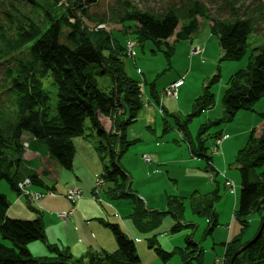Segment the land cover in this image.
I'll list each match as a JSON object with an SVG mask.
<instances>
[{
	"label": "trees",
	"instance_id": "1",
	"mask_svg": "<svg viewBox=\"0 0 264 264\" xmlns=\"http://www.w3.org/2000/svg\"><path fill=\"white\" fill-rule=\"evenodd\" d=\"M9 1L0 0V62L22 51L26 52V58L14 60V66L7 69L1 85L10 109L0 106V182H7L10 191L18 197L23 195L18 185L29 178L34 186L47 189L43 177L48 172L32 170L23 160V134L37 139L47 151L49 160H56L64 170H72L76 153L74 139L85 136L88 122L89 130L98 137L96 150L106 152L108 156L97 182L107 185L105 193L109 200L135 199L137 195L132 192L131 178L121 159L129 146L137 141L128 140L125 131L136 121L144 100L139 81L125 71L124 48L108 29L107 20L88 14L86 3L89 0H24L30 4L27 16L20 14L21 5L14 6L15 0L5 8ZM239 1L225 0L228 15L224 18L213 16L208 6L197 0L188 1L180 9L169 6L160 11L141 9L128 0H118L112 14L118 24H135L137 41L151 39L158 45L165 44L167 58L174 51L170 42L190 40L206 21L217 37L219 62L238 61L246 53L247 39L256 32L257 22L264 20V5L244 7ZM62 37L63 42L60 41ZM252 50L254 54L247 67L234 73L226 82L222 105L228 121H232L239 111H255L257 103L264 99V43ZM96 70L110 76L112 87L108 91L98 88L94 77ZM218 76L217 72L203 87L194 103L196 109L183 120L177 118L191 156L203 160L204 169L211 173L215 170L213 152L208 153L204 142L207 128L204 124L200 126L195 141L187 131V123L192 115L214 104L210 85L218 80ZM52 85L56 88L54 105L48 91ZM121 112L125 120L120 118ZM258 113L264 120V111ZM102 117L111 121L109 130L103 126ZM235 165L240 183L233 215L241 230L230 242L222 244L224 253L218 259L222 258L224 264H230L235 252L254 238L264 220V127L259 133L255 128L249 132L246 143L237 152ZM227 180L225 186L229 187ZM192 196L195 213L199 211L196 208L202 199ZM213 196L216 201L219 199L217 191ZM9 199L8 194L0 192V234L1 240L7 241L0 242V264H142L136 238L129 236L117 223L101 220L115 240L113 251H87L76 258L67 248L45 244V228L40 217L36 216L34 220L8 217ZM181 205L178 198H170L166 211H172L173 217L182 221ZM29 209L38 212L32 207ZM212 209L214 223L211 225L207 219L206 234L217 226L213 205ZM147 212L148 215L139 207L131 216L140 232H148L151 228L150 221L142 219L151 218L157 223L162 215L160 211ZM253 215H259V221L250 239L244 240ZM180 228L181 224L175 223L169 232H178ZM148 241L149 248H153L163 262L177 253L183 264H195L203 253L191 235L184 238L182 248L170 251L155 247L153 236ZM36 243L45 244L50 254L37 256L30 252ZM234 264H264V231L236 256Z\"/></svg>",
	"mask_w": 264,
	"mask_h": 264
},
{
	"label": "rangeland",
	"instance_id": "2",
	"mask_svg": "<svg viewBox=\"0 0 264 264\" xmlns=\"http://www.w3.org/2000/svg\"><path fill=\"white\" fill-rule=\"evenodd\" d=\"M117 1L118 0H89L86 3L87 12L90 16L105 18L107 20L106 24L108 29L113 31V37L124 48V55L122 58L127 74L139 81L140 88L144 83V79H146L147 82H145L144 87L146 86L147 89L151 91V85L155 83L156 88L159 91V100L153 99L151 96L152 99H149V104L147 102V97H145L146 95L142 97L144 100V106L139 110L136 121L130 124L125 131V136L128 140L137 139L135 143L129 146L122 156V163H129L130 167L133 168V172L132 170H129L131 174L129 182L132 192L136 194L137 197L135 199L109 200L105 193L107 185L97 182L100 173L104 170V165L108 162V156L106 152H98L96 150L99 145L98 137L89 130L88 122L86 123L85 136L74 139L76 143V153L73 160L72 170H64L56 160H49L47 151L41 145L40 150H37L33 157L30 159L28 158V160L23 157V160L28 167L37 169L39 173H41L42 170L48 172V175L43 177V180L47 182V185L56 187L55 196L46 194L41 199L36 200L37 198L32 197L30 189H27L29 192L28 199L24 196L18 197L15 194H12L9 185L5 181L0 182V192L12 195L9 199L10 207L7 211L10 218H22L25 220H31L38 216L29 209V207H32L40 211V215L43 213L46 214V210H44L46 208L47 211L54 212L58 215L63 222V220L68 218V216L58 214L59 212H65L64 210L59 209L60 207H63V203L68 202L70 207H72L73 205L70 200L77 201L78 204L80 203V200H83L85 197L98 207L95 210H91L92 213H96V217L105 215L102 219L119 224L121 228L127 231L129 236H135L141 240V244H143L145 248L140 254L142 255V264H183L177 253L168 261H161V259L156 256L154 249L149 248L148 239L152 238L157 231L163 232L165 227L168 226V220L173 222L174 219V224H188L191 222L190 219H192L193 223L197 224L198 222L201 227L198 232V235H200L205 229L207 219L212 222L211 225L214 223L212 205L214 211H217L219 214V226L216 229H220L223 223L225 224L226 218L234 216V198L235 196L238 197L240 183V174L235 165V158L238 150L246 143L249 132L253 128L257 129V133L260 131L258 127L263 119L258 112L264 111V99L257 103L255 111H239L232 121H228L222 105V95L228 78L237 71L245 69L249 63L250 56L254 54L252 49L261 46L264 43V20L257 22L256 32L250 34L247 39L248 44L246 47V53L238 61L221 60L219 62V49H217V58L215 60L209 58L211 60H208V56H206L204 52L206 46L211 49L212 45L215 46V44L218 45V43L217 37L211 32L210 24L206 21L201 23L200 29L195 33L196 38L194 44L198 43L195 44L196 46L194 44L187 45L189 44L188 42L173 41V50L176 53L173 51L170 57L167 58L165 54V44L158 45L151 39L137 41L134 32L136 28L134 23H127L126 25L116 23L117 19L112 13L113 10L116 9ZM128 1L141 9L148 8L160 11L169 6H174L179 9L183 8V6L190 0ZM197 1L206 4L210 13L217 18H224L228 15V10L225 7V0ZM13 2V0L6 2L5 8H9L10 4ZM240 3L243 4L244 7L256 4L264 5V0H240L239 4ZM14 4V6L17 7H20L19 5H21L20 14L27 16L29 13L28 6L30 4H27L24 0H15ZM22 7H24V10ZM0 19L2 20L1 13ZM64 35L65 31L63 33V36ZM132 40L136 41L134 46L135 54L128 50L131 44L127 43L132 42ZM60 41L63 42V37ZM130 49H133V47L131 46ZM181 53L187 54L185 56V54ZM24 58H26V52L22 51L20 53H15L0 62V106H9L5 101L6 96L1 87L7 69L14 66V60H23ZM201 63L206 65L203 66ZM217 72L219 74L218 80L210 85V91L214 94V104L210 109L192 115L188 121V128L189 130L192 129L193 132L190 137L195 141L197 140L196 136L199 127L204 124L207 128V135L205 136L204 141L205 146L208 148L209 154L211 153L212 148L215 150L212 154V164L215 172L211 173L210 170L204 169L205 163L203 160L195 159L191 156L186 137L183 136V132L180 130L179 122L177 120V117L179 116L175 115V113L176 111H181L183 114L181 117L183 118L190 115V113L196 109L194 103L203 92V87L209 82L212 76L217 74ZM174 74H177L178 78L184 76V85L177 89L175 95L171 92V90H173L170 88L171 84L163 86ZM94 77L98 88L108 91L112 87V80L108 74L103 75L100 74V70H96ZM48 91L51 93L50 96L52 97V104L54 105L56 100V88L52 85ZM150 107L152 108L150 109ZM6 109L9 110L10 107ZM146 114L151 118L148 121L142 117ZM140 115L143 119L139 117ZM208 116L210 117L208 118ZM120 118L125 120V116H120ZM102 120L106 127L110 126L111 128V121H109L108 118H102ZM262 124L264 125V123ZM218 133V136L225 134L227 135V138L223 139L219 146H216L215 135ZM129 134L131 136H129ZM28 136V134H23L22 139L25 140L26 138H29ZM156 145L161 146V152L158 153L159 161L156 156L151 154L152 147H155ZM143 156H147L148 158L151 157L153 162L150 163L148 158L146 157L144 159ZM186 161L187 164H185ZM167 165L170 166L167 167ZM51 167L56 168L55 174L51 172ZM145 167H150V169L147 171ZM166 169L170 172V176H167L168 172L165 171ZM160 171H162V173H159ZM225 172L226 175L224 174ZM157 175L162 177L163 182L158 181L160 179ZM146 178H151L152 181ZM226 179L235 186V189L233 188L231 190L230 188L227 189L225 187ZM89 185H91V189H89ZM163 189L165 191L172 189L173 193H170V195L168 194L167 198L170 200V198L174 199V197H176L179 202L182 203V221L177 220L176 217L174 218L172 211H166L167 199L164 208L160 207V210L155 209V211H160L162 213L160 220L155 223L151 218L150 220H148V218L142 219L145 222L150 221L148 224L151 225V228L148 229V232L138 231L134 226L131 217L133 212L140 207L141 210L148 215L149 212L147 211L150 209L147 205L146 198L139 193L144 191L145 193L161 195ZM31 190L35 192L34 195L41 194V192H48L46 188L39 186H31ZM72 190H77L79 193L72 195L74 198L69 197L70 195L68 196L69 191ZM195 190L199 192V194H196V197L201 196L200 198L202 201L201 203L199 201L200 205L196 208L199 211L194 213L192 209L193 201L191 200L192 198L189 197L190 194L195 192ZM216 191L219 195L217 201L213 196ZM50 197H54V199L47 202V198ZM17 203L18 205L13 208ZM102 205L105 207H102ZM21 206L25 208V211ZM20 210L22 213H20ZM179 211L182 212V209ZM24 212L29 215L27 218L19 216L21 214L23 215ZM252 217L259 219V215H253ZM193 219L197 222H194ZM233 220L239 225L236 218ZM71 223L73 224V222ZM185 224H182L181 226H185ZM251 225H253L252 229H254L257 224L251 221ZM129 229L132 230L133 235ZM105 230L110 233L107 227H105ZM169 231L170 228L164 233V235L169 234ZM171 234H173L171 236H174V238L170 236L163 237L161 235L153 236L156 239V242L154 243L155 247L160 246V244L165 245V243L169 242H175V244H173L174 246L180 247L184 245V230L180 229L178 232ZM0 238L2 239L1 234ZM1 239L0 242H7L6 240L1 241ZM139 239H136V241H139ZM178 239L180 242H178ZM57 243L61 245V248L66 247L65 243H62L60 240H58ZM81 246L82 245L80 244V247ZM82 247V250L77 247H72L70 252L73 253L74 257L78 258L81 256L79 251H81L82 254L85 253V248L84 246ZM219 260V263L222 264V258H219Z\"/></svg>",
	"mask_w": 264,
	"mask_h": 264
},
{
	"label": "crops",
	"instance_id": "3",
	"mask_svg": "<svg viewBox=\"0 0 264 264\" xmlns=\"http://www.w3.org/2000/svg\"><path fill=\"white\" fill-rule=\"evenodd\" d=\"M195 36H196V34H194V36H192V38L190 40H184L181 42H184V43L188 42L189 44H187V45H192V44H194V40L196 38ZM174 42H176V41H174ZM170 43H173V41ZM195 44H198V43H195ZM213 46L214 45H212L211 49H209L208 46H206V48L204 50L205 55L208 56V60H211V59L215 60L217 58V49H219V47L217 44H215L214 47ZM185 51H186V48H185ZM181 54H185V56H186L187 53H181ZM209 58H211V59H209ZM202 65L204 66L206 64L203 63ZM177 79H178L177 74H174L172 76V78L167 83H165V85H163V86H166L169 83H171ZM145 82H147L146 79H145ZM144 93L148 97V100L152 99V97H153V99L159 98L158 97L159 91L156 88L155 83H153L151 85V91H149L147 89V87L145 86L144 87ZM149 101H148V104H149ZM151 108L152 107H150V109ZM141 115L139 117L140 118L143 117L146 121L151 119L150 117H148V114H146L145 116H142V117H141ZM175 115L179 116V117H177L179 119H182V120L184 119L183 117H181V116H183L181 111H176ZM120 116H123V112H121ZM137 116H138V114H137ZM209 117L210 116H208V118ZM208 118H207V120H208ZM102 123H103V120H102ZM262 123H264V120H262L258 129H261L264 127V125ZM187 131H188L189 135L192 136L193 132H192V129L189 130L188 123H187ZM256 131H257V129H256ZM129 136H131V135L129 134ZM135 140H137V139H135ZM37 145L40 147L39 142H37ZM74 145L76 146L75 140H74ZM37 150H38V147L37 148L34 147L31 150L27 148L25 151V154H24V159L28 160V158L30 159L31 157H33L36 154ZM151 150H152L151 154L156 156L157 160L159 161V158H158L159 154L158 153L161 152V146L156 145L155 147H152ZM152 162H153V159L151 158L150 163H152ZM124 163L125 162L122 163V159H121L122 166L129 173L130 178H131V174H130L129 170L130 171L132 170V172H133V168L130 167L129 163H127V164H124ZM185 164H187V161ZM168 166H170V165H167V167ZM51 168H52L51 172L53 174H55L56 168L55 167H51ZM145 169H147V171H148V169H150V167H147V168L145 167ZM96 170H97V168H96ZM165 171L168 172L167 176H170V172L167 169ZM156 173H153V174H156ZM159 173H162V171H160ZM224 174L226 175V172ZM157 176L160 179L158 181L163 182L162 177H160L159 175H157ZM146 179L152 181L151 178H146ZM91 188H92L91 185H89V189H91ZM226 188L229 189L228 187H226ZM162 191H161L162 192L161 195L160 194L155 195L153 193H145L144 191H142V193H139L146 198L147 205L150 208L149 211H155V209L160 210V207L164 208L166 206V200L168 199L167 195L168 194L170 195V193H173V191H172V189L171 190L169 189V191H165L163 189ZM192 194L195 196V198L201 197V196L196 197V194H199V192L196 190ZM192 194H190L189 198L193 197ZM178 195L180 196L179 193H178ZM11 196L12 195H9V198H11ZM51 199L53 200L54 197L47 198V202L52 201ZM237 200H238V197L235 196L234 207H233L234 211H235L236 206H237ZM17 205H18V203L15 204L13 206V208L16 207ZM74 205H75V207L73 208V210H71L72 207H70L68 202H64L63 207L59 208L60 210H64V211H68V210L70 211L71 210L70 211L71 215H69V217L66 220H63V222L61 221V218L58 215H56L54 212L47 211L46 208L44 209V210H46L45 211L46 214L43 213L44 215L43 214L41 215V219H42L44 227H45V244H48V245L53 244V245H57L58 247H60L61 245L59 243H57V241L60 240L62 243H65L66 248L69 249L70 251H71L72 247L73 248L77 247V248L82 250L83 249L82 246H84L85 252H87V251H100V250H102V251L104 250V251H108V252L113 251L116 248L115 240L112 237V235L107 230H105L104 225L101 223V220H102L103 216H105V215H100V216L97 215L98 217H96V213H92L91 210L92 209L95 210L98 207L93 202H91V200H89L85 197L83 200L81 199L80 203H78V204L76 201L74 203ZM102 207H105V206L102 205ZM22 209L25 211L24 207H22ZM105 210H106V208H105ZM20 213H22L21 210H20ZM215 213L217 215V226L209 234H206V226H207V222H206L204 231H202V233L200 235H198V232L201 229V227H200L199 223L194 219H193L194 222H197V224L193 223L192 219H190L191 220L190 223H188L185 226H181V228H180V229L184 230V232H185L183 239L186 236L191 235L192 238L194 239V241L197 242L203 250L201 259H199V261H194L195 264H213L214 260L217 257L222 256L224 253V247L222 244L230 242L234 237H236L240 233V230H241L240 223L238 222L239 223V225H238L237 222H235L233 220V219H235L234 216L233 217L229 216L228 218H226L225 224L223 223V225L220 229H216L219 226V222H218V215L219 214L217 211H215ZM233 214H234V212H233ZM19 216H23V215L21 214ZM70 221L73 222V224ZM95 221H98V222H95ZM251 221L257 224L259 219L254 218V217H250L249 228L247 230L246 235L244 236V240L250 239L251 235L255 231V228L252 229L253 225H251ZM173 222H175V219L173 220ZM173 222L171 220H168V226L165 227L164 231L163 232L157 231V233L155 235H161L163 237L164 236H170V237L174 238V236H171L173 234H171L170 232H169V234L164 235V233H166L169 230V228H171L170 226H172L174 224ZM182 224L184 225L185 223H182ZM129 230H130L131 234L133 235L132 230L131 229H129ZM155 235H153V236H155ZM133 238L139 239L138 237H135V236ZM178 242H180L179 239H178ZM45 244H43V243L42 244L41 243L33 244L29 250L33 254L35 253V255H37V256L49 255L50 253L46 249ZM80 244L82 245L81 247H80ZM173 244H175V242L165 243V245L160 244V247H162L165 250L170 251V250H173L174 248H182L184 246L183 245V246L179 247V246H174ZM136 246H137L138 254L141 258L142 255H140V254L143 252V249H145V248H144L143 244H141L140 239H139V241H136ZM44 251H45V253H44ZM141 262H142V260H141Z\"/></svg>",
	"mask_w": 264,
	"mask_h": 264
},
{
	"label": "bare ground",
	"instance_id": "4",
	"mask_svg": "<svg viewBox=\"0 0 264 264\" xmlns=\"http://www.w3.org/2000/svg\"><path fill=\"white\" fill-rule=\"evenodd\" d=\"M29 138H26L25 140H23V142H24V145L28 148V149H32V148H37L38 147V150H40V147L37 145V139H35V138H33L32 136H28ZM27 167H28V165H26ZM28 168H30V167H28ZM30 169H32V168H30ZM32 170H35V171H37L38 172V170L37 169H32ZM45 170H42V172H44ZM44 183H45V185L47 186V191L48 192H41V194L39 193V194H37V195H34L35 194V192H33L32 190H31V186H34L33 184H32V182H31V180H30V178L29 179H26L25 181H24V183L23 184H19L18 185V190H19V192L20 193H22V191H23V195L24 196H28L29 197V192L27 191V189H30V193H31V195H32V197H34V198H37L36 200H39V199H41L44 195H53V196H55L56 195V193H55V186H49V185H47V182L46 181H44ZM32 191V192H31ZM21 195V194H20ZM23 195H21V196H23ZM71 201V203H72V208H71V210H73V208L75 207V205H74V203H75V201H73V200H70ZM70 210V211H71ZM16 211V210H15ZM69 210L68 211H65V212H59L58 214L59 215H64V216H68L69 217V215H71V212H70ZM37 217H40L41 215H40V211H38L37 212ZM23 216H24V218H27L29 215L27 214V213H23ZM35 218H33V219H31V220H34ZM40 219H41V217H40ZM67 219V218H66ZM20 220H25V219H20ZM41 221H42V219H41ZM42 224H43V221H42ZM44 225V224H43ZM45 228V227H44ZM111 233V232H110ZM112 237H113V235H112ZM59 248H61V247H59ZM66 248V247H65ZM64 248V249H65ZM62 249V248H61ZM70 251V250H69ZM44 253H45V251H44ZM71 253V252H70ZM72 255H73V253H71ZM80 255H83L82 254V252L80 251Z\"/></svg>",
	"mask_w": 264,
	"mask_h": 264
},
{
	"label": "built area",
	"instance_id": "5",
	"mask_svg": "<svg viewBox=\"0 0 264 264\" xmlns=\"http://www.w3.org/2000/svg\"><path fill=\"white\" fill-rule=\"evenodd\" d=\"M127 44H131L130 45V48H131V46L133 47V49H134V46H135V44H136V42L135 41H132V42H128ZM128 49L131 53H133V54H135V49L133 50V49ZM193 50V49H192ZM183 84V79L181 80H178L177 82H175V83H173L172 85H171V89H173V90H171V92L175 95L176 93H177V89L181 86ZM224 138H227V136H224ZM221 143V139H217L216 140V145L217 146H219V144ZM147 156H144V159L146 158ZM148 158V157H147ZM148 160H149V158H148ZM228 185H231L229 182L227 183ZM231 187L233 188V186L231 185ZM78 192H77V190H72V191H69V195H70V197L71 198H74L72 195H75V194H77ZM79 194V193H78ZM77 196V195H76ZM219 259H216V264H220L219 263ZM222 261V264H224V262H223V260H221Z\"/></svg>",
	"mask_w": 264,
	"mask_h": 264
},
{
	"label": "water",
	"instance_id": "6",
	"mask_svg": "<svg viewBox=\"0 0 264 264\" xmlns=\"http://www.w3.org/2000/svg\"><path fill=\"white\" fill-rule=\"evenodd\" d=\"M264 231V220L262 221V223L259 226V229L256 233V235L254 236V238H252L251 240H249L247 243H245L242 247H240L235 254L233 255L230 264H234V260L236 258L237 255H239L242 251H244L251 243H253L256 239H258L262 233Z\"/></svg>",
	"mask_w": 264,
	"mask_h": 264
}]
</instances>
